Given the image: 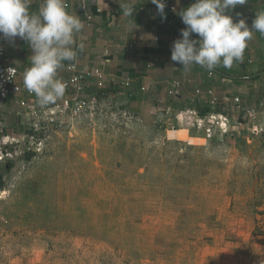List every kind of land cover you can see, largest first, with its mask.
I'll list each match as a JSON object with an SVG mask.
<instances>
[{
	"label": "rangeland",
	"instance_id": "rangeland-1",
	"mask_svg": "<svg viewBox=\"0 0 264 264\" xmlns=\"http://www.w3.org/2000/svg\"><path fill=\"white\" fill-rule=\"evenodd\" d=\"M231 84L215 94L226 121L163 110L164 91L147 111L88 93L50 126L3 103V134L43 144L1 145L0 264H264V92Z\"/></svg>",
	"mask_w": 264,
	"mask_h": 264
},
{
	"label": "crops",
	"instance_id": "crops-1",
	"mask_svg": "<svg viewBox=\"0 0 264 264\" xmlns=\"http://www.w3.org/2000/svg\"><path fill=\"white\" fill-rule=\"evenodd\" d=\"M171 1L175 12L169 14L164 10L162 16L152 0H87L94 20L90 26H84L76 34V44L82 43L84 47H76V59L64 62L58 71L59 78L64 80L69 77L70 73L66 70L69 63H75L78 70L100 67L103 72V88L116 86L119 90L121 82L129 81L130 98L133 99H127V102L128 107L134 110L151 109L154 99L162 91L168 96L163 110L194 108L200 100L207 101L212 96L216 97L219 87L225 82H231L232 87L240 86L239 94L242 98L250 95L253 87L264 92V73L259 74L264 71V34L259 32H254L243 59L234 61L230 68L222 64L212 70L198 64L184 68L172 61L173 42L180 38L181 29L185 28L179 14L195 0ZM42 4L43 0H32L30 12H38ZM65 5L69 13L82 19L80 0H65ZM125 7H134L132 15H124ZM261 11H264V0H247L246 4L238 5L228 14L234 22L244 19L251 27L256 13ZM0 46L4 48L3 64L13 65L20 71L30 67L32 50L27 41L20 37L8 40L0 36ZM104 50L108 51V61L101 64ZM176 81L180 86L176 99H173L167 93V88ZM100 89L92 83L88 93L96 95ZM232 98L231 92L223 96L225 100ZM7 102L10 100L4 103ZM192 103L194 107H189Z\"/></svg>",
	"mask_w": 264,
	"mask_h": 264
},
{
	"label": "clouds",
	"instance_id": "clouds-1",
	"mask_svg": "<svg viewBox=\"0 0 264 264\" xmlns=\"http://www.w3.org/2000/svg\"><path fill=\"white\" fill-rule=\"evenodd\" d=\"M32 0H0V36L8 40L20 37L31 47V64L24 72V87L37 98L41 106L60 99L66 83L58 71L65 61L77 57L76 34L84 22L69 13L65 0H43L38 12H30ZM163 16L162 0H152ZM247 0H195L180 16L185 25L181 36L173 42L171 60L184 68L193 64L209 70L222 64L232 67L241 61L254 32L264 34V11L256 13L251 27L244 19L234 22L230 10ZM134 7H125L124 15H132ZM195 34V37L193 36Z\"/></svg>",
	"mask_w": 264,
	"mask_h": 264
},
{
	"label": "built area",
	"instance_id": "built-area-1",
	"mask_svg": "<svg viewBox=\"0 0 264 264\" xmlns=\"http://www.w3.org/2000/svg\"><path fill=\"white\" fill-rule=\"evenodd\" d=\"M165 7L164 10L169 14L175 12V6L171 0H162ZM80 13L82 15V21L84 26H90L94 20V14L89 8L87 0H80ZM104 58L101 60V64L106 63L108 51H103ZM4 56V48L0 46V106L8 100L15 104H22L25 109L24 114L21 111L16 112V115L21 119L23 123V118H28L32 116L35 118L34 126H50L49 121L58 122L60 124L66 123L69 117L80 116L82 112L88 107V104H93L97 102V97H90L88 95V87L90 84H94L98 88H103V72L100 67L92 68L90 70H78L75 63H69L66 65V70L70 73L69 77L63 81L66 83V89L64 96L50 106H44V109L39 108V103L34 94L29 93L24 87V72L18 70L13 65H7L2 63ZM179 82H173L168 88L167 93L172 97L178 95ZM130 83L128 80L121 82L119 86L118 93L124 95L125 98H130ZM199 93V90H196ZM210 93V92H209ZM232 100L237 103L239 101L238 97L232 98ZM217 104V98L213 97L210 99V106L212 110ZM43 108V106H42ZM194 116H197L195 110H189ZM211 112V111H210ZM42 113V114H41ZM211 114V113H210ZM24 115V116H22ZM212 116H221L222 113L211 114ZM210 115V116H211ZM219 118V117H218ZM221 121H226L227 117L223 115ZM201 120V118H199ZM34 131V128H33ZM13 145L18 144L19 146L28 145L27 149L34 151L38 149L42 144V139L31 134H22L18 136H10L8 134H3L1 122H0V162L12 159L13 154L9 151H3L1 145ZM25 147V146H24Z\"/></svg>",
	"mask_w": 264,
	"mask_h": 264
},
{
	"label": "trees",
	"instance_id": "trees-1",
	"mask_svg": "<svg viewBox=\"0 0 264 264\" xmlns=\"http://www.w3.org/2000/svg\"><path fill=\"white\" fill-rule=\"evenodd\" d=\"M115 93L116 94L118 93L117 87L116 86H111L109 88L100 89L97 92L96 96L100 97V98H103V97H106V96H109V95H112V94H115ZM131 99H133V98H131ZM195 109H197V112L200 115H205L206 113L212 111V108L209 107V106H206V107L196 106ZM213 110H215L217 112H220V110H217V108H214ZM10 168H11V163H8L6 169L9 170Z\"/></svg>",
	"mask_w": 264,
	"mask_h": 264
},
{
	"label": "bare ground",
	"instance_id": "bare-ground-1",
	"mask_svg": "<svg viewBox=\"0 0 264 264\" xmlns=\"http://www.w3.org/2000/svg\"><path fill=\"white\" fill-rule=\"evenodd\" d=\"M218 117H219V118H221V117L223 118V115H221V116H218Z\"/></svg>",
	"mask_w": 264,
	"mask_h": 264
},
{
	"label": "water",
	"instance_id": "water-1",
	"mask_svg": "<svg viewBox=\"0 0 264 264\" xmlns=\"http://www.w3.org/2000/svg\"><path fill=\"white\" fill-rule=\"evenodd\" d=\"M262 73H264V71H262V72H259V74H262Z\"/></svg>",
	"mask_w": 264,
	"mask_h": 264
}]
</instances>
